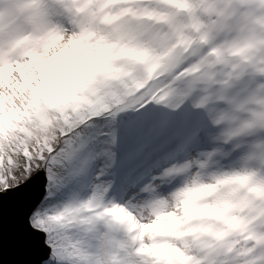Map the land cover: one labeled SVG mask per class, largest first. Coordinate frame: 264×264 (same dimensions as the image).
Masks as SVG:
<instances>
[{
  "label": "snow or ice",
  "instance_id": "6c2138e0",
  "mask_svg": "<svg viewBox=\"0 0 264 264\" xmlns=\"http://www.w3.org/2000/svg\"><path fill=\"white\" fill-rule=\"evenodd\" d=\"M0 264H264V0H0Z\"/></svg>",
  "mask_w": 264,
  "mask_h": 264
}]
</instances>
